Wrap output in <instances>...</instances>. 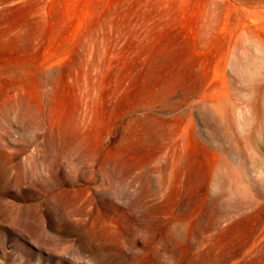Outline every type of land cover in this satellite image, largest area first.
Returning a JSON list of instances; mask_svg holds the SVG:
<instances>
[{"label": "rangeland", "instance_id": "1", "mask_svg": "<svg viewBox=\"0 0 264 264\" xmlns=\"http://www.w3.org/2000/svg\"><path fill=\"white\" fill-rule=\"evenodd\" d=\"M0 264H264V0H0Z\"/></svg>", "mask_w": 264, "mask_h": 264}]
</instances>
